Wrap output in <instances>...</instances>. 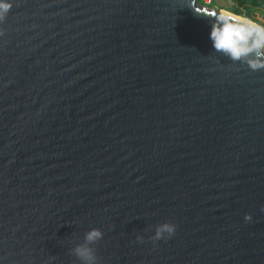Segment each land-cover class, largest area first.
I'll list each match as a JSON object with an SVG mask.
<instances>
[{
    "label": "water",
    "instance_id": "obj_1",
    "mask_svg": "<svg viewBox=\"0 0 264 264\" xmlns=\"http://www.w3.org/2000/svg\"><path fill=\"white\" fill-rule=\"evenodd\" d=\"M218 11L13 0L0 20V264H81L70 249L90 228L99 264H264V69L213 49ZM164 221L176 230L154 243Z\"/></svg>",
    "mask_w": 264,
    "mask_h": 264
},
{
    "label": "clouds",
    "instance_id": "obj_2",
    "mask_svg": "<svg viewBox=\"0 0 264 264\" xmlns=\"http://www.w3.org/2000/svg\"><path fill=\"white\" fill-rule=\"evenodd\" d=\"M12 6L13 0H0V20L5 18ZM213 17L208 34L213 49L233 63L245 64L252 71L264 69V24L242 18L227 10L215 12ZM244 219L250 221L252 214L245 213ZM175 230L176 225L173 222L158 223L151 239L155 243L173 235ZM102 237L101 229L90 228L84 233L83 240L75 243L70 252L81 264H99L94 244ZM136 239L142 242L144 236L138 234ZM53 259L51 257L49 261Z\"/></svg>",
    "mask_w": 264,
    "mask_h": 264
},
{
    "label": "trees",
    "instance_id": "obj_3",
    "mask_svg": "<svg viewBox=\"0 0 264 264\" xmlns=\"http://www.w3.org/2000/svg\"><path fill=\"white\" fill-rule=\"evenodd\" d=\"M199 2H204L199 0ZM230 12L264 24V21L258 18V14L264 18V0H236L234 6L228 7Z\"/></svg>",
    "mask_w": 264,
    "mask_h": 264
},
{
    "label": "rangeland",
    "instance_id": "obj_4",
    "mask_svg": "<svg viewBox=\"0 0 264 264\" xmlns=\"http://www.w3.org/2000/svg\"><path fill=\"white\" fill-rule=\"evenodd\" d=\"M200 3H202V2H200ZM202 4L210 6V7H214V8L221 11V10H227L228 7L234 6L236 4V0H211L209 3H206L204 1ZM227 11H229V10H227ZM240 17H242V16H240ZM243 18H245V17H243ZM258 18L260 20L264 21V18L259 14H258Z\"/></svg>",
    "mask_w": 264,
    "mask_h": 264
},
{
    "label": "built area",
    "instance_id": "obj_5",
    "mask_svg": "<svg viewBox=\"0 0 264 264\" xmlns=\"http://www.w3.org/2000/svg\"><path fill=\"white\" fill-rule=\"evenodd\" d=\"M206 3H209L211 0H204Z\"/></svg>",
    "mask_w": 264,
    "mask_h": 264
}]
</instances>
